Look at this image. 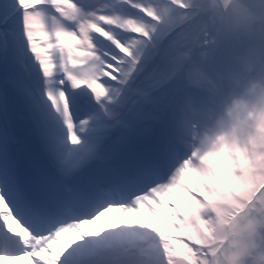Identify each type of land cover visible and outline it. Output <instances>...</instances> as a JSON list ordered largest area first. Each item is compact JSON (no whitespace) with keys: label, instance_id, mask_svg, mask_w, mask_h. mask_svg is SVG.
Wrapping results in <instances>:
<instances>
[{"label":"snow or ice","instance_id":"1","mask_svg":"<svg viewBox=\"0 0 264 264\" xmlns=\"http://www.w3.org/2000/svg\"><path fill=\"white\" fill-rule=\"evenodd\" d=\"M0 264H264V0H0Z\"/></svg>","mask_w":264,"mask_h":264}]
</instances>
